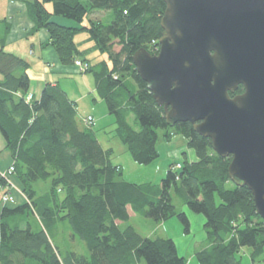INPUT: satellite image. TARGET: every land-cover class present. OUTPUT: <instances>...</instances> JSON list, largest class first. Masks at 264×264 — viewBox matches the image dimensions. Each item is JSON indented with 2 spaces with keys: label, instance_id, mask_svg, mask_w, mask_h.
Returning a JSON list of instances; mask_svg holds the SVG:
<instances>
[{
  "label": "trees",
  "instance_id": "obj_1",
  "mask_svg": "<svg viewBox=\"0 0 264 264\" xmlns=\"http://www.w3.org/2000/svg\"><path fill=\"white\" fill-rule=\"evenodd\" d=\"M165 8L162 0H29L33 26L25 34L45 31L44 47L53 49L62 66L92 75L97 96L114 117L116 137L136 164L158 158L159 130L167 141L174 135L187 141L195 160L185 156L179 169L170 165L160 185L126 182L121 167L111 161L112 150L99 144L93 119L80 127L76 104L58 83L46 82L35 98L30 65L5 50L10 25L0 20V133L13 160V178L27 198L18 205L0 203V264H187L171 239L142 238L132 226L117 224L129 221V207L156 223L177 217L189 233V221L177 211L172 193L205 218V245L194 254L198 264H242L243 248L251 250L252 264H264V221L251 192L230 181L231 157H219L190 123L168 125L163 107L135 71L137 51H158ZM98 12L106 18H90ZM80 32L105 60L92 65L82 57L74 40ZM77 61L87 70L78 71ZM37 183L47 184V191L38 193ZM59 233L83 241L89 257L62 254L53 242Z\"/></svg>",
  "mask_w": 264,
  "mask_h": 264
},
{
  "label": "water",
  "instance_id": "obj_2",
  "mask_svg": "<svg viewBox=\"0 0 264 264\" xmlns=\"http://www.w3.org/2000/svg\"><path fill=\"white\" fill-rule=\"evenodd\" d=\"M157 54L140 49L135 71L166 123H190L222 158L230 181L252 194L264 221V0H162ZM244 86V92L229 96Z\"/></svg>",
  "mask_w": 264,
  "mask_h": 264
},
{
  "label": "rangeland",
  "instance_id": "obj_3",
  "mask_svg": "<svg viewBox=\"0 0 264 264\" xmlns=\"http://www.w3.org/2000/svg\"><path fill=\"white\" fill-rule=\"evenodd\" d=\"M6 1L7 0H0V18L3 17L4 8L2 5L5 6ZM45 7L49 12H52L51 3H46ZM90 18L94 20H104L106 14L103 12L93 13L90 15ZM84 23L87 24V19ZM74 40L79 51L83 53L82 57L88 59L92 65L100 60L106 59V55L100 54L94 49V45L89 40L87 33H78ZM158 49L159 47L157 50ZM29 50L30 45L25 48L22 55L19 54L29 60L31 65H34L35 71L37 70V57H39L40 51L37 46L33 54H29ZM114 50L119 51V47L115 46ZM55 76V81L58 82L59 86L67 93L70 100L76 104L77 120L80 127H85L83 120L87 117L93 119L91 126L96 133L99 144L104 150L111 149L112 152H114L112 153L113 156L111 157V161L113 164L121 167L123 178L126 182L160 185L161 181L166 177L168 167L170 165L182 163L185 160L184 154H188V151L193 155L190 158H194L195 160L196 157L193 150L187 147V141L182 136L174 135L170 141H167L162 135L163 131L159 130L156 143L158 158L148 165L136 164L132 160L127 147L116 137L114 117L109 115L105 103L97 96L92 75L70 72L65 75L57 74ZM35 85V82L32 81L30 92L37 99L40 96L41 89L38 87L36 88ZM128 120L134 128H137L138 125L137 123L135 124L132 116H130ZM188 161H192V159L190 160L188 158ZM38 185L40 184H34V188L37 189ZM172 198L177 211L183 212L189 221V233L184 232V225L177 217L156 223L150 219L132 213L130 220L120 225L122 228L127 225L132 226L142 238L151 240L155 238L171 239L175 243L178 255L185 258L187 264H198L194 254L205 245V218L203 215L191 212L187 206L181 204L174 193H172ZM64 229L63 227L62 230L64 231ZM53 242L60 249L62 254H65L66 251H72L86 257L90 255L83 241L77 238L71 241L69 238L67 239L65 237V233L55 235L53 237ZM250 254L251 250L249 248L241 249L239 257L242 264H252ZM140 264L145 263L142 261Z\"/></svg>",
  "mask_w": 264,
  "mask_h": 264
},
{
  "label": "crops",
  "instance_id": "obj_4",
  "mask_svg": "<svg viewBox=\"0 0 264 264\" xmlns=\"http://www.w3.org/2000/svg\"><path fill=\"white\" fill-rule=\"evenodd\" d=\"M26 1L29 0H7L5 6H3V17L0 18L6 19V22L10 25V34L6 40L5 50L7 52L13 53L21 58H23L26 62L29 63L31 69V75L33 76V81L35 82L36 88L42 89L43 85L46 82H50L52 84L58 83L55 81L57 74L65 75L70 72L75 73L74 68H66L62 66L51 47H44V44L48 41V35L45 31L41 30L34 34L33 36L26 37L25 34L30 31L32 28V22L30 21L27 10H26ZM30 45L29 54L34 53V49L37 46L39 48V57L37 70L34 71V65H31V62L27 60L25 57L21 56L25 48ZM13 49V50H12ZM21 55H20V54ZM1 79V77H0ZM32 85V84H31ZM97 138V137H96ZM98 140V139H97ZM99 142V141H98ZM102 147V146H101ZM114 153V152H113ZM186 159H192V153L188 151V154H184ZM113 156V155H112ZM13 164V160L11 158L10 152L6 149L5 141L0 133V170H5L9 166ZM115 165V164H114ZM118 166V165H116ZM12 182L15 185L16 190L14 191V196L16 199V203L14 205L22 204L27 201L26 196L23 194L21 187L19 184L12 178ZM35 189L38 193H44L47 191V184L39 183ZM127 212L129 215V220L132 217V211L128 207ZM120 225V222H117Z\"/></svg>",
  "mask_w": 264,
  "mask_h": 264
},
{
  "label": "built area",
  "instance_id": "obj_5",
  "mask_svg": "<svg viewBox=\"0 0 264 264\" xmlns=\"http://www.w3.org/2000/svg\"><path fill=\"white\" fill-rule=\"evenodd\" d=\"M75 66L78 71L83 72L87 70V65L83 64L79 61L75 63ZM31 95H27L25 97V100L28 102L31 100ZM86 124H91L92 123V118L88 117L85 120ZM180 165L176 164L173 169H179ZM13 172L14 168L13 165L8 167L5 170H0V203L2 205H14L16 203V199L14 196V191L16 190L15 185L12 182L13 178Z\"/></svg>",
  "mask_w": 264,
  "mask_h": 264
},
{
  "label": "flooded vegetation",
  "instance_id": "obj_6",
  "mask_svg": "<svg viewBox=\"0 0 264 264\" xmlns=\"http://www.w3.org/2000/svg\"><path fill=\"white\" fill-rule=\"evenodd\" d=\"M240 57H254V58H262L264 57V55H261L260 54V50L257 52L255 50V48H252L251 49V52H250V47L246 48V49H243V53L240 55ZM244 92V86L242 85H239L237 90L233 93H230L229 96L231 98H233L234 96L236 95H240Z\"/></svg>",
  "mask_w": 264,
  "mask_h": 264
}]
</instances>
